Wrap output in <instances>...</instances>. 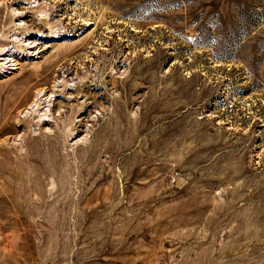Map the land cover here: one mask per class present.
<instances>
[{
    "label": "rangeland",
    "instance_id": "rangeland-1",
    "mask_svg": "<svg viewBox=\"0 0 264 264\" xmlns=\"http://www.w3.org/2000/svg\"><path fill=\"white\" fill-rule=\"evenodd\" d=\"M0 173V264H264V0H0Z\"/></svg>",
    "mask_w": 264,
    "mask_h": 264
},
{
    "label": "bare ground",
    "instance_id": "bare-ground-1",
    "mask_svg": "<svg viewBox=\"0 0 264 264\" xmlns=\"http://www.w3.org/2000/svg\"><path fill=\"white\" fill-rule=\"evenodd\" d=\"M33 52V51H32ZM5 55V54H4ZM6 63V62H5ZM7 64V63H6ZM7 66V65H6ZM5 66V67H6ZM45 88H47V87H45ZM52 88H53V86H52ZM63 88H67V84L63 87ZM43 89V88H42ZM42 89L41 90H39L38 91V93H37V95H36V98L35 99H33L34 100V102L32 103V105L30 106L29 105V107H28V110L24 113L25 115V117H29L30 119H35V118H37V122L38 123H42V124H48V123H50V121H51V119H50V116H51V108H48L49 107V105H47V103L46 102H48V103H50V102H52V100L54 101L55 99H52L54 96H52V93L53 92H51V91H49L47 94H46V92H44V94H43V92H42ZM68 89H70L69 87H68ZM44 90V89H43ZM56 97L57 96H59V94H56L55 95ZM45 103H46V105H45ZM53 105H54V103H53ZM52 117V116H51ZM27 119V118H26ZM52 120H55V118L54 119H52ZM24 121H26V120H24ZM27 122V121H26ZM53 122V121H52ZM30 158V157H29ZM7 168V167H6ZM2 169V168H1ZM2 171V170H1ZM7 171H8V169H7ZM3 172H5V171H3ZM12 175H13V173L12 172H14V171H9ZM0 174H2V173H0ZM5 174L6 175H8L9 173H6L5 172ZM15 174H16V172H15ZM14 174V175H15ZM5 175V176H6ZM12 175H10L9 174V176H12ZM13 175V176H14ZM1 176V175H0ZM3 176V175H2ZM1 176V177H2ZM16 176H17V174H16ZM14 178H16L15 176H14Z\"/></svg>",
    "mask_w": 264,
    "mask_h": 264
}]
</instances>
